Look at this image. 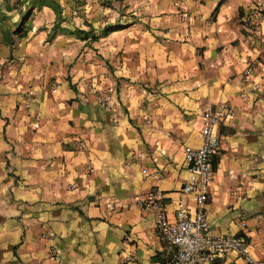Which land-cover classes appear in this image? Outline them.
I'll use <instances>...</instances> for the list:
<instances>
[{
  "label": "crops",
  "instance_id": "1",
  "mask_svg": "<svg viewBox=\"0 0 264 264\" xmlns=\"http://www.w3.org/2000/svg\"><path fill=\"white\" fill-rule=\"evenodd\" d=\"M220 105L208 232L264 264V0H0V264L166 262L136 199L194 213L183 150Z\"/></svg>",
  "mask_w": 264,
  "mask_h": 264
},
{
  "label": "built area",
  "instance_id": "2",
  "mask_svg": "<svg viewBox=\"0 0 264 264\" xmlns=\"http://www.w3.org/2000/svg\"><path fill=\"white\" fill-rule=\"evenodd\" d=\"M251 69L248 67L244 75L248 76ZM258 87L257 84L254 85L255 89ZM87 92L94 96L97 105H108L110 97L102 89L88 85ZM234 114V110L226 105L207 108L202 114L200 144L183 150V165L188 175L182 189L193 197V214L178 210L174 219H169L160 197L154 192L136 199L139 205L154 211L157 236L161 242L171 247L172 255L163 264H204L215 254L226 251H234L248 264H255L248 252L249 242L242 237H217L209 234L210 222L204 211L213 179L212 156L218 147L215 128L221 119L232 118Z\"/></svg>",
  "mask_w": 264,
  "mask_h": 264
}]
</instances>
